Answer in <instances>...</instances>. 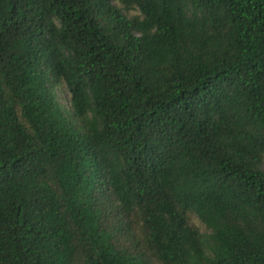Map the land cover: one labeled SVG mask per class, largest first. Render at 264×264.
Masks as SVG:
<instances>
[{
    "label": "trees",
    "instance_id": "obj_1",
    "mask_svg": "<svg viewBox=\"0 0 264 264\" xmlns=\"http://www.w3.org/2000/svg\"><path fill=\"white\" fill-rule=\"evenodd\" d=\"M0 264H264V0H0Z\"/></svg>",
    "mask_w": 264,
    "mask_h": 264
},
{
    "label": "rangeland",
    "instance_id": "obj_2",
    "mask_svg": "<svg viewBox=\"0 0 264 264\" xmlns=\"http://www.w3.org/2000/svg\"><path fill=\"white\" fill-rule=\"evenodd\" d=\"M116 3L119 4L118 2H116ZM129 14H130L131 16H136V15H138L139 13H138V11H130ZM64 96H65V97H68V94H67V93H64ZM194 222H195L196 225L201 226L200 222H199L196 218H194Z\"/></svg>",
    "mask_w": 264,
    "mask_h": 264
}]
</instances>
